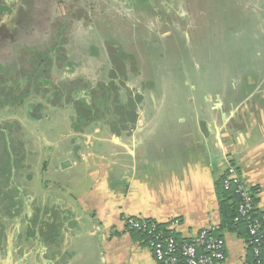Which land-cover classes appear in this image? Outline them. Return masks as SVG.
I'll list each match as a JSON object with an SVG mask.
<instances>
[{
  "label": "crops",
  "instance_id": "0c3cea01",
  "mask_svg": "<svg viewBox=\"0 0 264 264\" xmlns=\"http://www.w3.org/2000/svg\"><path fill=\"white\" fill-rule=\"evenodd\" d=\"M190 1L105 0L103 8V0H0V50L8 53L0 74L13 53L18 58L48 45L67 8L73 12L68 58L56 72L86 85L96 78L91 88L75 86L77 106L91 112V91L102 82L98 74L110 80L108 47L127 65L120 80L124 95L140 98L133 121L90 114L78 123L64 115L63 102L41 101L47 110L39 108L38 117L29 108L19 113L0 106V264H160L143 238L126 229L125 218L171 227L179 239L216 227L226 245L221 264H255L247 237L221 229L217 185L235 166L264 213V0L231 1L239 13L250 14L255 29L233 31V49L245 51L232 53L227 71L224 65L205 67V59L190 71H154L151 92L132 83L140 71L122 57L118 43L151 29L154 41L172 46L189 47L201 36L207 52L217 36L199 30L210 20L171 18L190 11L198 18L203 11ZM28 12L35 26L30 22L23 34L20 23ZM12 28L19 30L13 36ZM209 60L217 64L214 53Z\"/></svg>",
  "mask_w": 264,
  "mask_h": 264
},
{
  "label": "flooded vegetation",
  "instance_id": "af4514ba",
  "mask_svg": "<svg viewBox=\"0 0 264 264\" xmlns=\"http://www.w3.org/2000/svg\"><path fill=\"white\" fill-rule=\"evenodd\" d=\"M102 3V5H104L103 8H107L105 0H103ZM64 10L65 14L61 15L60 20L57 21L54 26H52V40L48 45L40 48L36 46L35 48H31L30 50H24L21 52L20 55H18V58H15V55L13 53L18 47H13V54L10 55V57H12L11 61L8 62L9 64L6 65L7 68L5 69V71L0 74V106L7 104V106H11L14 109H17L19 113L21 111L20 109H24L27 111V108H29L31 110L30 114H32L33 111L39 108L43 109L44 111L47 110L46 106L43 105L41 101L52 103L55 106H58L60 102H63L64 106L67 107L70 113L69 117H77L75 114L76 110L79 109L80 104L77 106L76 102H74L76 91L75 86L79 84H86H84V82L79 79L74 81H68L64 79L65 76L63 75L59 77V74L63 73L56 72V69L61 67L63 68L66 65L65 63L68 58V41L70 37V31L72 29V24L69 22L68 19L70 17V20H72V9L69 10L66 8ZM33 16L34 13L32 12L23 14V19L20 23L22 25L20 31L23 34L24 32L26 34V32L28 31L27 26L29 24L32 23V25L35 26L33 22L27 21L28 18ZM32 29L33 28H31L29 31H31ZM18 31L19 30H17L16 28H12V36L14 34H17ZM0 35L4 37V32L1 29ZM111 51H113L116 57L120 60L118 52L108 47V54L110 57H112ZM7 57V51L2 48L0 50V60L4 62ZM82 58L87 57L82 56ZM83 61L79 63L81 67L83 65ZM120 61L122 62L123 66H125L124 72L126 75L127 65L124 61ZM111 63L112 71L110 74V80L105 82V79L102 76L104 73L98 74L101 76H99V80H102V82L97 83L96 88L91 91V98L93 101L92 111L90 112L88 110V107L85 108L84 106L80 105V107H82L85 111L87 110L88 112H90V114L94 118L105 117L102 115V113L100 114V111L96 112V110L98 109L97 106L99 102L102 101L101 99H98L99 96H101L100 93L103 91L101 89L102 85L111 86L112 83V85L114 87L116 86V88H119L120 86V88L123 89V87H125L120 83V80H122L125 75L119 76L113 80L112 73L115 70V66L112 60ZM74 65L75 64H73V62L70 63L68 70L74 69ZM79 65H77L78 69ZM77 67L75 68L77 69ZM88 69L91 70V66H89ZM98 72H100V70ZM55 78H57L58 80L54 81ZM86 86L88 88H91V86L93 85ZM124 90L119 91L120 103L122 101V98H127V96L124 95ZM95 95L97 96V101H94ZM32 105H36L35 109H32ZM54 105L50 106V111L54 110Z\"/></svg>",
  "mask_w": 264,
  "mask_h": 264
},
{
  "label": "rangeland",
  "instance_id": "374dc122",
  "mask_svg": "<svg viewBox=\"0 0 264 264\" xmlns=\"http://www.w3.org/2000/svg\"><path fill=\"white\" fill-rule=\"evenodd\" d=\"M195 1L198 5V8L203 12L198 13L197 15L194 12L187 14L184 17V14L175 15L172 13V20L174 21H191L193 20L196 24H208V20H210L209 28L204 29L203 27L199 30V33H213L216 34L215 41H212L210 48L208 51H204V43L202 37L200 36V40L195 41L191 46L186 47L180 42L181 46L177 45H167L166 43H157L154 41L156 39H152V30H147L140 34L138 31V37L136 39H132L131 36L125 37L123 40H119V47L121 50L122 57L129 63L134 62L137 69L140 73L132 79L133 84H139L140 87H145L147 90H151L152 87V72H163L171 69H182L184 71L193 70L192 65L196 67H200L205 59V67L216 66L217 69L221 70L223 65L225 70L227 71V64L231 61L232 53L244 52L245 49L236 48L233 49V45L229 42L233 31H240L245 26H253L255 29V21L251 20L250 14L239 13V6L234 4L232 0H205V6L202 4V0H191ZM190 1V5H191ZM140 4L139 2H136ZM195 6V5H194ZM191 7V6H190ZM195 8V7H194ZM197 8V9H198ZM159 11L162 13V9ZM110 19V18H109ZM144 22H149V19H141ZM139 26V25H137ZM202 26V25H201ZM197 32V30H196ZM196 35V33H195ZM100 42L105 41V38L100 36ZM181 48L183 52L181 51ZM131 49V50H129ZM214 53L217 64L214 61L209 60L212 59V54ZM240 56V55H239ZM194 59V60H193ZM199 59V62L197 61ZM96 78L86 79L91 85H94ZM190 79L195 81V77L190 76ZM58 79L55 78L54 81ZM150 88V89H149ZM152 92V90H151ZM126 100L122 98V105ZM36 102V101H33ZM36 106V105H35ZM82 107L79 106V110ZM36 109L31 114L33 117L41 116V112ZM62 112L65 116H70V113L67 107L61 108ZM37 112V113H36ZM72 112V111H70ZM78 114V111L76 110ZM107 117V116H106ZM119 118V117H118ZM87 119V118H86ZM85 119V120H86ZM79 120H83L79 118ZM78 120V123L80 122ZM81 123V122H80Z\"/></svg>",
  "mask_w": 264,
  "mask_h": 264
},
{
  "label": "built area",
  "instance_id": "2783aa9c",
  "mask_svg": "<svg viewBox=\"0 0 264 264\" xmlns=\"http://www.w3.org/2000/svg\"><path fill=\"white\" fill-rule=\"evenodd\" d=\"M222 178L226 189L232 188L240 199L235 221L246 224L248 246L257 264H264V213L258 212L254 194L235 166L230 165ZM124 224L127 230L145 236L147 247L160 264H221L226 260L225 241L216 227L205 228L190 239H179L171 227L163 230L149 219L125 218Z\"/></svg>",
  "mask_w": 264,
  "mask_h": 264
},
{
  "label": "trees",
  "instance_id": "16d2710c",
  "mask_svg": "<svg viewBox=\"0 0 264 264\" xmlns=\"http://www.w3.org/2000/svg\"><path fill=\"white\" fill-rule=\"evenodd\" d=\"M112 53V62L115 66V70L112 73L113 80L116 79L119 76H124V67L122 62L116 57L113 51ZM110 86V85H109ZM102 85V92L100 93L101 96H99L98 99H101L102 101L98 104V109L96 112L100 111V114L102 113L103 116H115V117H121V118H128L130 120H135L137 117L136 110L137 105L139 103L140 98L137 96H133L132 93H127L125 96H127V105H123L120 103V90H122L119 86V88L114 87L111 83V86ZM96 96V95H95ZM94 96V101H97V96ZM90 116V112L87 110L85 111L83 108L80 110L78 109L77 119L79 118L83 120H79L80 122H84L86 118ZM217 191L219 195L220 200V213H221V229L228 228L230 230L237 231V233L240 236L247 237L248 240V231L246 224L242 221L236 222L235 219L237 217L238 212V206L240 203L239 197L235 194L234 190L232 188L226 189L225 187V180L224 178H221L220 182L217 185ZM160 226V225H159ZM164 230L162 226H160ZM132 233H135L143 238L145 241V236L141 233H136L133 231H130ZM146 244V242H145ZM255 264H257V260L254 258Z\"/></svg>",
  "mask_w": 264,
  "mask_h": 264
}]
</instances>
